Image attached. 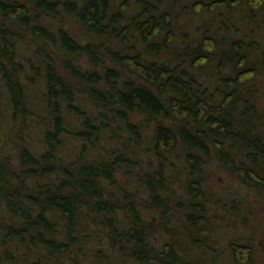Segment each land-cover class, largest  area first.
I'll return each instance as SVG.
<instances>
[{
    "label": "trees",
    "instance_id": "1",
    "mask_svg": "<svg viewBox=\"0 0 264 264\" xmlns=\"http://www.w3.org/2000/svg\"><path fill=\"white\" fill-rule=\"evenodd\" d=\"M0 116V264L264 258V0H0Z\"/></svg>",
    "mask_w": 264,
    "mask_h": 264
},
{
    "label": "rangeland",
    "instance_id": "2",
    "mask_svg": "<svg viewBox=\"0 0 264 264\" xmlns=\"http://www.w3.org/2000/svg\"><path fill=\"white\" fill-rule=\"evenodd\" d=\"M52 23H53V27H55V26L67 27L72 34H74L77 38H79L78 34L80 33V27L78 24L74 23V24L63 25V23H61L60 21H56V20L53 21ZM135 119L138 120L139 117H135ZM33 121H35V122H33ZM30 123L32 125L31 126L32 130L26 129L24 131H21L22 130L21 124H19V125L16 124V128H15V126L13 128L14 129L13 135L15 136L16 134L18 135L19 132H22L24 135L23 134H21V135H23L26 138L27 143H29L31 146H33V148L40 150V149H42V147H40L41 141H42V134H41V132H38L36 126H34V125H36V119L35 118L32 119L30 121ZM8 126H9L8 117L6 116V118H2V116H0V138H4V134L8 130ZM11 143H12L11 148L16 147V145L13 142H11ZM64 146L62 148L63 154L64 155L67 154L65 156L66 158L71 157L70 153L73 154L74 149H75L74 141H72L71 139H68ZM5 147L7 148V145H5ZM37 147H39V148H37ZM11 152H12V149H10L9 153H11ZM220 176H221V182H220L221 186L227 187V188L228 187L234 188L235 191H238L240 193L239 196H244L247 194V196H249V198H250L249 200L251 201V205L254 207H257L258 202L256 200V196L253 195V193L247 191L245 188H243L240 182L236 181L234 178H232L231 176H229L225 173H222ZM217 177H219V176H217ZM260 259L261 260L258 259L260 264H264V258L260 257ZM257 264H259V263H257Z\"/></svg>",
    "mask_w": 264,
    "mask_h": 264
}]
</instances>
